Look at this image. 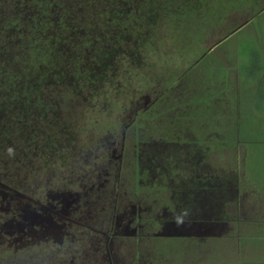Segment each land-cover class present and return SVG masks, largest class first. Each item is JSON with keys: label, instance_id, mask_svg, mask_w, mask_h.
Here are the masks:
<instances>
[{"label": "rangeland", "instance_id": "374dc122", "mask_svg": "<svg viewBox=\"0 0 264 264\" xmlns=\"http://www.w3.org/2000/svg\"><path fill=\"white\" fill-rule=\"evenodd\" d=\"M204 3L206 6L196 15L180 14L176 18L173 12H168L162 19H157L151 29L148 25L145 28L146 23L135 15L128 24L134 30L131 35H135V31L144 33L146 29L153 32L141 56L133 59L140 62L134 65L133 60L124 59L112 83H103V87H91L95 85L92 81L84 86L82 81L90 79L86 71L79 83L81 93L73 90L71 93L66 88L53 90L51 98L65 109V120L77 133L72 145L63 153L68 160L62 164L53 160L46 167L44 160L38 161L34 163L36 171H32V166H4L0 162V225L6 222L7 231L17 229V204L28 202L37 212L48 203L51 207L48 213L58 208L63 211L57 214L62 219L46 213L48 220L40 226L43 233L36 242L32 239L29 242V236H26V246L22 247H18L16 240L10 244L9 236L16 239V233L0 231L1 264H70L71 254L77 257L73 264H108V245L123 260L131 259L132 264H174L175 260L186 257L188 248L186 243L180 246L176 243V247L167 243L204 231H209L208 234L217 237L216 242L221 243L216 245L215 262L211 264H244L237 259L242 248L237 249L232 240L247 238L252 233L248 221L241 217L240 209L242 205L257 202L248 195L250 190L261 192L264 188V110L257 112L250 106L254 102L253 97L252 102L249 100L252 87L243 91L242 78L232 68V56L238 52L236 39L239 34L250 35L253 31L252 17L260 14L259 20L264 23V0H204ZM241 3L245 4L240 9ZM83 11L84 15H90L88 8L83 7ZM238 28L242 30L237 33ZM89 50L75 49L76 59L95 65L89 70L102 67L104 55L95 54L98 52L95 48L85 59L84 54ZM37 53L38 63L44 64L50 59V52ZM208 59L211 65L207 68L200 62ZM218 62L225 69L226 80L223 77L216 80L205 71V68L212 71ZM201 84L203 90L199 87ZM207 91L216 93L218 101L223 98L226 102L225 114L216 116L220 120L215 128L217 136L208 138L213 143L207 151L198 155L201 153L196 152L192 143L187 141L184 145L181 142L179 150L183 158L180 161H184L182 165L186 164V167L174 169L173 158L165 156L157 169L152 168L147 173L142 171L149 164L147 158L150 156L145 155L139 163L135 161V142L134 138L130 140L133 132L129 131L135 126V116L142 118L140 127L152 118L158 124L152 130L153 138L161 140L156 144L161 151L164 138L165 144H171L180 133L181 141L184 140L185 131L179 132L177 120L180 115L175 109L185 102L187 94L200 100L199 94L206 95ZM84 94L89 100L85 101ZM150 109L153 110L151 116ZM230 111L232 114L227 116ZM231 115L235 121L237 115L245 116L240 123V132L237 127H224L231 125ZM247 119L249 122L255 120L256 125L246 124ZM199 142L208 145L203 140ZM205 164H210L212 171H208ZM188 170L189 176L184 173ZM207 172L218 179L213 188L207 187L205 192L194 185L199 179L193 174ZM222 172L226 178L222 177ZM144 174H147V181L142 179ZM182 174L187 178L184 179ZM16 191H19L18 196ZM11 192L14 198H11ZM244 212L243 217H247L258 210L246 207ZM157 215L166 221L149 237V246L145 241H139L151 232L142 223ZM222 230L221 235L213 233ZM59 232L72 242V248L66 254L58 255L54 249L59 244L56 239ZM69 239L65 238L63 245H68ZM233 247L239 252H233ZM198 249L196 246L190 252H199L201 257L203 252Z\"/></svg>", "mask_w": 264, "mask_h": 264}, {"label": "flooded vegetation", "instance_id": "af4514ba", "mask_svg": "<svg viewBox=\"0 0 264 264\" xmlns=\"http://www.w3.org/2000/svg\"><path fill=\"white\" fill-rule=\"evenodd\" d=\"M170 1L0 0V162L2 165L32 166V171H36V164L34 163L41 160L45 161L44 167L53 160L65 163L68 158H64L63 153L72 145L77 133L71 124L65 120V109L61 108L58 101L51 98L50 95L54 94L53 90L66 88L71 93L72 90L73 92L80 91L81 93V90H78L79 83L82 81L81 78L84 77L83 74L86 71L89 72L87 77L90 79L82 81L84 86L89 81L95 83V85H91L95 89L98 85L103 87V83H112V78L122 68L120 67V63L122 61L124 63V59L132 61L135 57L139 58L141 56L147 39L153 34V32L150 33L152 24L156 23L157 19H162L163 16L168 14ZM177 2L179 3L180 0H174L172 3L178 5ZM89 3L90 6H88ZM182 3L187 5V7H192L191 9L193 10L195 8L194 0L192 1L193 4L183 2V0ZM244 4L241 3L239 8H243ZM205 6L206 4L204 3L202 8ZM83 7L90 10V15H84ZM200 9L196 10L197 13ZM197 13L193 14L196 15ZM135 15L146 23L145 28L148 25L150 29H146L144 33L135 31V35H131L130 32L133 30L132 25L128 26V24L129 20L134 19ZM179 17L180 15L176 18ZM257 17H261V15H254L252 23L259 20ZM240 29L242 30V28H238L235 31L238 33ZM82 47L85 50L91 49L84 54L85 59L89 58V52L95 48L98 51L95 54L104 55V65L100 70L98 67H95L96 70L91 72L89 70L90 66L95 65H91L87 60L81 61L76 59L77 55L74 53V50ZM37 51L50 52V59L47 63L41 64L37 62L39 61L36 58V54L39 53ZM136 62L140 61H132L134 65L137 64ZM200 63L204 64L203 66L207 65V68L211 65L210 60L201 61ZM219 63L214 65V69L213 65L211 66L212 71L211 69L208 71L207 68H205V71L206 73L210 72L216 80L217 77H223L226 80L224 69L218 65ZM221 69L223 74H220ZM73 78H75V81L72 80ZM29 83L33 86H29ZM19 84L22 90L17 87ZM199 87L202 88L203 84L199 85ZM83 98L85 101L89 100L86 94H84ZM199 98L200 100H197L192 95L187 94L185 102L175 109L180 115L177 120L180 126L179 132H182V129L185 131L184 140L181 141L180 133L176 139L173 138L175 141L171 144H165L164 138L162 140L163 149L161 151L156 146V144H160L161 140L156 141L153 138L154 130H152V127L158 124L152 118L146 120L147 124L140 127L139 125L143 123L141 121L142 118L136 119L135 116L133 122L135 126L130 127L129 130L133 132L130 134V140L132 141L134 138L135 142V161L138 160L139 163L145 155L150 156L149 159L147 158L150 161L149 164L144 166L145 168L142 171H146L147 173L152 168L157 169L160 167L159 163H163L162 161L165 156L173 158L174 169L176 167H186V164L182 165L184 161H180L183 158L180 153L181 150H179L180 147L182 148L180 146L181 142L184 145L187 141L192 143L197 153L207 151L206 149L209 147V144L213 143V140L208 138L217 136L215 128L218 125V121L216 116L219 113L221 115L225 114L223 112L226 110V102L222 101L224 100L223 98H220L221 100L219 99L220 101H218L219 97L216 96V93L213 95L210 91H207L206 95L200 93ZM40 99L43 100L40 101ZM151 108L154 109L155 107L152 105ZM152 109H150V116L153 112ZM230 114L231 111L227 116ZM160 121L162 120L160 119ZM224 127L234 128V126L227 124ZM237 129L239 130V128ZM147 131L150 132L147 133ZM168 138H172V136ZM201 140L205 141L208 145L200 143L199 141ZM243 145L245 146V143ZM188 151L191 154V150L189 149ZM198 155H202V153ZM206 161H209V159ZM205 168L208 171H212L210 164H205ZM184 173L189 176V170L184 171ZM186 175L182 174V177L185 179L187 178ZM144 177L141 178L147 181V174H144ZM193 177H198L199 179V182L194 183V185L198 188H203L205 192L207 187L213 188V183L218 179L211 172L204 173L203 175H198V173L197 175L193 174ZM222 177H227L225 172H222ZM250 191L251 193L248 195L251 194L257 202L255 201L254 205H242L240 209L241 217L248 222L250 217L251 219L264 217V188H262L261 192H257L256 190ZM16 192V196H18L19 191ZM13 195L14 193H12L11 198H14ZM17 205L19 207L17 229L12 228L10 231H7L5 227L6 222H4L0 225V231L9 232L11 235L16 233V239L9 236V241L10 244H13L15 240L18 241V247L26 246V236H29L27 238L30 239L29 242H31V239L34 242L37 241L38 237L43 233V230L40 231V226L48 220L46 213L49 216L52 214L57 215L58 212L63 213V211L56 207L55 211L48 213V209H51L48 203L47 205H43L38 212L35 211V207L29 204V202L24 205ZM40 205L41 203H39L38 207ZM197 205L200 206L199 202ZM246 207L254 208V210L257 209L258 213H252L253 215L243 217ZM27 210L28 216H26ZM222 216H224V213ZM26 217L28 218L27 220ZM59 218L62 219L61 217ZM165 221L166 219L161 217V215H157L153 220L144 221L142 226L148 227L151 232H147L145 235L147 237L139 238V241L143 240L149 245V241H151L149 237H152L157 231L155 230L157 226H162ZM200 233L199 235L192 234L188 238L177 237L167 243L168 246L172 247H176V243L179 246L182 243H186L188 248L186 257L181 261L175 260L174 264H211V262H215L216 245L221 243L216 242L218 238L210 236L208 234L209 231ZM213 233H215L214 235H221L224 233V230ZM56 235L59 244L57 246L54 245V249H56L57 254L70 252L72 242L69 237L61 232L56 233ZM65 238L69 239V244L66 246L63 245ZM243 239L246 238L232 240L233 244H237V249L239 248V241H244ZM196 246L199 248L198 251L203 252L201 257L199 252H190ZM106 250L108 264H132L131 259L125 258L123 260L121 256H118L117 251L114 252L112 246L108 245ZM233 252L238 253L239 250L237 252L234 250ZM71 256L73 260L77 259L76 254H71ZM73 260L70 264H73ZM202 260L205 262H202Z\"/></svg>", "mask_w": 264, "mask_h": 264}, {"label": "trees", "instance_id": "16d2710c", "mask_svg": "<svg viewBox=\"0 0 264 264\" xmlns=\"http://www.w3.org/2000/svg\"><path fill=\"white\" fill-rule=\"evenodd\" d=\"M173 1L174 0H171L169 2L170 8L168 11L173 12L175 15H177V17L180 14L181 15L182 14L192 15L193 13H197L196 10L202 8V6L204 4L203 0H194L195 8L193 10V9H191L192 7H187V5L182 3V0H180L179 3L177 2L178 5L172 3ZM192 1L193 0H183V2H190V4H193ZM171 3H172L173 7H171ZM174 5H176L175 9H174ZM191 11H193V12H191ZM257 18L259 19V17H257ZM254 22L255 23H253V31L251 30L250 35L240 33L241 34V35L239 34L240 37L238 39H236V48H238V52H236L232 56L233 57L232 58V60H233L232 61V63H233L232 68L236 72L239 73L238 74V76L240 75L239 78H241V77L243 78L241 81V86L243 88V91L246 90L248 87L249 88L252 87V88H250L251 92L249 93V96H250L249 100L251 101V98L253 97L254 102L251 101L252 105H250V106L254 109V111L262 113L264 110V106H263V103H264V27H262V25L264 23H261V20H259V21L257 20ZM101 68L102 67H99V70ZM89 69H91V68H89ZM95 70L96 69L94 68L93 70H90V71L93 72ZM224 76H225V74H224ZM72 80L75 81V78H73ZM20 86L21 85L19 84L17 87L20 90H22ZM29 86H33V85L31 83H29ZM73 86H75V85H73ZM244 95L248 96L245 93H244ZM232 113H233V110H232ZM229 117H230L229 120H232L231 125L239 128V130H240V123L242 122L243 119H245V116H243V115L238 116L237 115L238 119L236 121L234 119H232V115ZM248 119H247L246 124L256 125L257 122L255 120H254V122H249ZM217 121H220L219 117H217ZM245 140L243 142L245 144H247V142Z\"/></svg>", "mask_w": 264, "mask_h": 264}, {"label": "crops", "instance_id": "0c3cea01", "mask_svg": "<svg viewBox=\"0 0 264 264\" xmlns=\"http://www.w3.org/2000/svg\"><path fill=\"white\" fill-rule=\"evenodd\" d=\"M248 220L252 233H249L244 241H239L242 256L239 254L237 259L242 260L244 264H264V217Z\"/></svg>", "mask_w": 264, "mask_h": 264}, {"label": "clouds", "instance_id": "9594fccd", "mask_svg": "<svg viewBox=\"0 0 264 264\" xmlns=\"http://www.w3.org/2000/svg\"><path fill=\"white\" fill-rule=\"evenodd\" d=\"M178 222H182V221H180V220L178 219Z\"/></svg>", "mask_w": 264, "mask_h": 264}]
</instances>
